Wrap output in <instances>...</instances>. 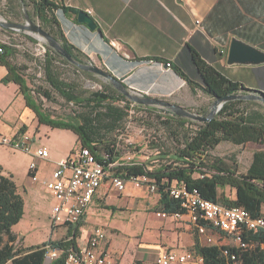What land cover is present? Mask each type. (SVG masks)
I'll list each match as a JSON object with an SVG mask.
<instances>
[{"label": "trees", "instance_id": "obj_1", "mask_svg": "<svg viewBox=\"0 0 264 264\" xmlns=\"http://www.w3.org/2000/svg\"><path fill=\"white\" fill-rule=\"evenodd\" d=\"M8 3L11 6L10 10L2 11V15L11 16L15 20L20 17L17 10L20 5L30 7L32 13L28 12V15L31 19H37L40 27L55 37L75 60L80 63L87 62L88 56L68 41L56 16V12L60 10L65 14L73 15L74 20L77 21L78 10L68 8L57 0H9ZM7 21L12 22L9 19ZM3 30L12 31L9 28ZM0 48L4 49L0 54V62L8 71L0 82H14L19 86L26 105L35 112L39 124L71 130L76 134L80 146L89 148L98 161L104 158L109 161L120 158L121 153L116 143L117 136L129 115V105L132 101L111 84L87 95L76 92L74 84L60 78L57 62L73 67L84 76L94 77V75L74 66L46 44L45 55L39 58L42 61L45 79L52 89L73 106L68 118L54 117L44 111L37 101L34 90L29 87L23 75L24 68L16 63L2 60L9 53H14L13 46L0 42ZM193 57L202 85L191 80L181 69L174 67L175 72L186 80L192 91L199 88L210 97H222L245 89L201 60L194 51ZM35 93L38 97L43 96L46 99L51 97L46 90ZM137 108L159 111L158 116L165 117L161 122L165 126H170V133L176 139L175 148L170 152L158 149L157 155H162L158 165L150 166L146 162L137 161L121 164L113 169L126 179L132 176H146L151 179L159 195L155 211L166 215L185 213L181 201L171 196L167 189L171 182L176 181L185 185L188 191H195L203 199L228 207H243L252 217H264L262 210L264 149L253 153L252 162L245 172L238 171L233 163V157H229L227 161L212 153L222 142H230L234 145L254 142L264 145V111L260 102L229 100L222 105L216 116L207 122L184 118L164 108L135 104V109ZM151 147L158 148L154 143ZM225 187L235 190L234 199L226 196L224 191H220ZM23 215L24 200L18 192L16 183L10 175L0 173V264H64V252L57 259L45 263L43 246L50 244L51 247L63 251L68 247H75L79 234L78 226L81 223L70 226L68 235L63 240H49L40 245L21 247L18 244L21 239H18L12 228ZM200 224L210 229L206 221L200 220ZM194 230L192 249L203 257L202 264H226L232 261H237L239 264H264V231L262 230H248L240 235L241 243L247 244V247L235 244H200L198 232L195 228ZM231 255H235L234 260Z\"/></svg>", "mask_w": 264, "mask_h": 264}, {"label": "crops", "instance_id": "obj_2", "mask_svg": "<svg viewBox=\"0 0 264 264\" xmlns=\"http://www.w3.org/2000/svg\"><path fill=\"white\" fill-rule=\"evenodd\" d=\"M57 1L68 8L91 12L90 15L96 20L102 34L97 30H90L85 24L75 21L73 15L60 10L57 11L61 13H57V19L70 43L91 60L101 64L134 92L160 98L187 109L198 99L212 103L213 97L206 95L199 88L192 91L186 80L174 70V67L181 69L191 80L202 85L193 51L227 79L239 83L244 88L264 92V64L252 66L226 63L227 50L233 36L264 51V0ZM0 42L3 43L1 40ZM221 50H224L223 54L220 53ZM2 60L15 63L11 53ZM166 63H170V67H167ZM7 72L6 66L0 62V80ZM208 108L209 105L205 108L206 111ZM39 125L44 124L38 123L35 112L26 105L19 86L14 82H0V134L13 136L25 133L31 138V147L36 148L44 145H34L35 139L29 131L34 129L38 132ZM77 143L79 146L78 140ZM222 143H227L230 154L220 152ZM222 143L218 144L212 153L227 161L229 157H233V163L240 172H245L250 166L256 150L264 149V145L254 142L244 145ZM62 158L65 157L58 158L49 153L48 159L39 160L36 173L40 181L33 183L28 173L32 156L22 150L0 146V173L10 175L17 185L24 200L22 219L26 213V197L29 194L33 197L34 211L38 208L40 198L48 199L51 196L41 181L51 177L57 162ZM137 161L141 163L138 159L114 163L115 167H118ZM108 191L106 185L100 188L87 208L81 225L88 224V214L91 211L98 212L103 209L98 208L96 202H108ZM220 191H224L231 199L235 198L233 188L225 187ZM262 210L264 212V205ZM158 213L161 212H157V215ZM163 218L157 225L155 221L154 224L148 225L160 226L157 230L163 236L159 238L163 245H156L157 254L163 250L179 252L188 249L187 244H191L189 249H192L195 230L188 216L167 215ZM20 221L15 226H18ZM189 227L191 230L187 239L184 235ZM93 229L87 232L82 243L77 240V245L82 246ZM214 230H208L212 239ZM198 240L200 244H205L204 237L199 234ZM105 247L110 252L114 264H120L121 258L117 253H121V250L112 246L111 242H105Z\"/></svg>", "mask_w": 264, "mask_h": 264}, {"label": "rangeland", "instance_id": "obj_3", "mask_svg": "<svg viewBox=\"0 0 264 264\" xmlns=\"http://www.w3.org/2000/svg\"><path fill=\"white\" fill-rule=\"evenodd\" d=\"M9 0H0V19L12 22L28 24L25 18V12H31V8H17L20 17L15 19L11 16L5 17L2 11L10 10ZM32 13V12H31ZM60 15V12H56ZM31 22L40 26L39 21L30 18ZM0 27V40L6 44H11L14 48L13 61L23 67V75L27 80L29 87L34 90V96L41 104L44 111L57 118H68L73 108L65 98L52 89L47 83L44 75L42 61L34 55L36 43L38 42V34L30 29L4 31ZM31 39H30V38ZM89 58V57H88ZM86 63H92L102 69H105L97 61L94 62L90 58ZM57 71L60 78L65 82L74 84L78 93L89 94L95 90H102L110 83L97 75L87 77L77 72L73 67L57 62ZM48 91L51 95L50 99L38 97L36 91ZM211 103L198 99L196 103H192L188 109L197 113L204 114L206 107ZM263 111H264V105ZM161 108V107H157ZM199 112V113H198ZM159 111H148L137 108L133 113H129L120 134L117 136V148L121 153V161H132L138 159L146 162L148 165H158L160 157L158 149L170 152L173 151L176 144L175 136L170 133L169 127L162 124L165 117L158 116ZM39 131L31 129L30 135L35 139L34 145H44L49 153L54 157H67L74 149L78 147L76 134L71 130L51 128L50 126L39 125ZM154 143L158 148H152ZM227 143H222L220 152L225 155L230 154L227 149ZM131 158V159H130ZM106 196H109L108 202L97 201L98 212L91 211L88 214V224H79V234L76 238L79 243L85 239L88 231L95 227H101L105 230V242H111V245L121 250L117 256L121 258L120 264H154L157 258L158 246L163 245L159 241L162 234L157 230L160 226H148L154 223L159 224V220L164 219L157 215L155 207L158 202V193L148 189V182L140 183L135 186L127 183L126 188L122 192L109 190ZM53 198L49 196L47 199L43 197L38 201V208L34 211L33 197H26V213L18 226L14 227V233L21 247L40 245L44 242L63 240L68 235V226H62L53 229L49 223L48 212ZM153 223V224H154ZM81 229V230H79ZM191 228L187 229L184 238H189ZM212 242L205 244L217 245H234L233 236L222 233L218 230L213 232ZM191 248V244L186 245ZM160 247V246H159ZM171 248V246H168Z\"/></svg>", "mask_w": 264, "mask_h": 264}, {"label": "built area", "instance_id": "obj_4", "mask_svg": "<svg viewBox=\"0 0 264 264\" xmlns=\"http://www.w3.org/2000/svg\"><path fill=\"white\" fill-rule=\"evenodd\" d=\"M91 14V12H87ZM197 25L199 20L196 21ZM4 49H0V54ZM46 52V43L38 39L34 55L43 58ZM221 54L224 50L220 51ZM170 67V63H166ZM135 104L130 103L129 113H133ZM31 138L25 133H18L13 136L0 134V146L14 150H22L32 156L28 164V173L31 182H39L37 168L39 160H46L49 151L44 146L31 147ZM105 159V158H104ZM102 160V166H94L90 156L86 154L80 145L67 157L57 162L56 168L52 171L51 177L41 181L43 187L51 194L53 202L50 205L48 219L53 229L62 226H74L81 223L89 205L93 202L100 188L104 185L109 190L122 192L127 183L140 186L141 182H148V189L156 191L157 187L153 181L146 176H132L129 179L121 176L113 169V161H121V157L113 161ZM131 159V158H130ZM171 196L181 201V206L193 227L198 234L204 237L208 243L212 237L208 228L200 224V220L206 221L210 229L218 230L227 235L233 236L236 246L247 247L241 243L240 235L244 231H264V217H252L243 207H228L221 203L203 199L195 191H188L182 183L173 181L167 187ZM165 217V213H158ZM175 217L183 214L174 213ZM105 230L95 227L82 246L68 247L64 251L60 248H53L50 244L43 246L45 249L44 262L49 263L57 259L62 252L65 253L64 264H114L112 256L105 247ZM226 252V251H225ZM227 253V252H226ZM234 260L235 255H231ZM203 257L193 249L182 251L163 250L159 252L155 264H202ZM226 264H239L237 261Z\"/></svg>", "mask_w": 264, "mask_h": 264}, {"label": "water", "instance_id": "obj_5", "mask_svg": "<svg viewBox=\"0 0 264 264\" xmlns=\"http://www.w3.org/2000/svg\"><path fill=\"white\" fill-rule=\"evenodd\" d=\"M23 6V5H22ZM24 7V6H23ZM25 18L28 20V24L14 23L8 22L0 19V27L4 29H12V30H25L30 29L38 34L39 39H42L50 48H52L55 52H57L62 58L69 61L74 66L89 72L93 75L100 76L106 79L117 91L126 96L130 101L145 105V106H153V107H161L164 109L170 110L173 114L189 118L198 122H207L213 119L222 105L229 100H255L264 104V92L259 90L252 89H241L237 93L225 95L222 97H213L211 105L208 110L200 115L197 114L187 108H184L178 104L168 102L166 100H162L160 98H154L147 95H142L137 92H134L127 86L123 84V82L109 72L106 69H102L92 63H80L75 60L60 44V42L47 33L44 29H42L37 24H34L30 21L28 13L25 12ZM77 21L78 23L85 24L90 30H97L100 34H102L100 28H98V24L96 20L88 14L86 11L80 10L77 13ZM226 63L228 65H261L264 64V51L260 48L245 42L242 39L233 36L230 39L229 47L226 54Z\"/></svg>", "mask_w": 264, "mask_h": 264}, {"label": "bare ground", "instance_id": "obj_6", "mask_svg": "<svg viewBox=\"0 0 264 264\" xmlns=\"http://www.w3.org/2000/svg\"><path fill=\"white\" fill-rule=\"evenodd\" d=\"M81 147H83V146H81ZM83 150L86 152V154H88L90 156V159L93 162L94 166H102V161H98L97 158L95 157V155L90 151L89 148L83 147ZM114 167H115V164H113V168Z\"/></svg>", "mask_w": 264, "mask_h": 264}]
</instances>
